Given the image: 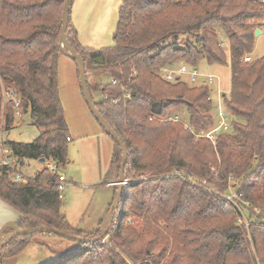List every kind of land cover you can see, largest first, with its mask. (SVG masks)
I'll list each match as a JSON object with an SVG mask.
<instances>
[{
	"label": "trees",
	"instance_id": "1",
	"mask_svg": "<svg viewBox=\"0 0 264 264\" xmlns=\"http://www.w3.org/2000/svg\"><path fill=\"white\" fill-rule=\"evenodd\" d=\"M65 2L0 0V143L15 128L18 114L30 115L44 129L30 144L1 143L11 150L14 166L0 163V200L21 215V230L46 226L92 240L101 235L103 222L91 233L70 226L62 213L57 172L44 168L26 184L14 180L24 159L45 158L59 169L68 163L69 128L58 84ZM258 18L264 19L258 0H123L115 44L95 49L79 43L70 17L68 39L85 62L92 96L103 94L98 103L93 97L99 112L128 150L125 179L131 183L124 186L106 238L74 241L75 253L54 264H264V57L244 61L254 48L256 29L264 25L255 22ZM177 61L231 70L224 105L233 117V132L221 135L216 146L207 138L195 139L185 122L171 116L184 106L197 131L215 127L209 86L165 79V68ZM103 75L111 82L91 85L89 78ZM5 90L15 92L18 107L4 104ZM122 156L115 143L116 184ZM174 170L208 180L221 191L230 177L241 180V203L256 218L248 228L238 224L235 205L201 184L190 185ZM39 235L58 237H12L0 248V264L18 257Z\"/></svg>",
	"mask_w": 264,
	"mask_h": 264
},
{
	"label": "rangeland",
	"instance_id": "2",
	"mask_svg": "<svg viewBox=\"0 0 264 264\" xmlns=\"http://www.w3.org/2000/svg\"><path fill=\"white\" fill-rule=\"evenodd\" d=\"M122 1L73 0L71 20L77 30L78 41L82 46L103 49L112 47L115 44L114 34L117 30L119 8ZM255 22L260 24L264 22V19L258 18ZM261 29L262 34L255 36L254 48L246 57L250 60L264 57V25H262ZM219 34L223 49L229 53V45L226 37L222 32ZM58 65L60 97L70 136L67 152L68 163L64 168L57 169V173L66 178L64 189L61 192L63 198L62 213L70 226L75 230L91 232L96 230L101 222H104L108 214L107 209L114 199L115 186L111 187L109 185L111 183L116 184L114 180L116 178V172L112 170L115 141L95 118L85 100L81 88L77 62L67 55H62L59 58ZM179 68H185L187 71H191L194 67L183 61H177L172 68H165V72L167 73L170 70H177ZM194 70L202 75H214L217 77L214 84L210 87L214 95L217 94L219 87L224 94L227 95L230 93V68L226 66H211L206 62H202ZM161 74L163 75L164 72ZM183 80L190 87L200 86L202 84L201 78L197 84L191 83L188 76H184ZM89 81L92 86H95L109 83L111 79L103 75L91 77ZM93 97L96 103L103 100V94L101 92H93ZM188 112L186 107L181 106L173 109L171 116L172 118L185 122L186 125L189 124ZM17 118L15 128L6 131L3 134L2 141L30 144L44 130L36 126L30 115ZM172 118H169V120ZM237 120L240 123H244L243 120ZM232 132L233 130L229 134H232ZM217 142L218 139L212 144L216 146ZM1 154L0 152V163L3 164L5 160ZM218 161L221 163V158ZM49 164L50 162L41 163L39 160L24 159L19 164L18 171L23 177L30 180L34 179L39 171L48 168ZM213 172L215 180L219 181L218 170L213 169ZM109 173H112V176L110 175L111 178H108L110 182L105 183ZM172 174L186 177L190 185L196 186L201 184L210 193L219 194L223 199L235 205L240 214V217L237 218L238 224L248 228L251 224L250 219L252 217L256 218L253 210L245 207V203H243L244 205L241 203L242 195L239 193L242 184L241 180L230 177L228 188L221 191V189L217 188L208 180L201 181L192 175L179 173L178 170H174ZM127 181L128 184L131 183L130 180ZM220 182L223 183L224 181ZM255 212L260 214L261 211L256 210ZM106 231L108 230L106 229ZM52 242L57 244L56 246L59 248L65 249L62 254L55 253L53 250L55 247L52 249L50 245ZM76 247L77 244L74 241L60 237L39 235L32 239L27 248L16 259L5 260L7 261L5 264H54L62 261L66 255H73Z\"/></svg>",
	"mask_w": 264,
	"mask_h": 264
},
{
	"label": "water",
	"instance_id": "3",
	"mask_svg": "<svg viewBox=\"0 0 264 264\" xmlns=\"http://www.w3.org/2000/svg\"><path fill=\"white\" fill-rule=\"evenodd\" d=\"M73 5V0H66L63 8V13H62V35H61V40H60V47L63 53L73 60H75L78 64V69H79V75H80V83H81V88L82 92L84 94L85 100L95 116V118L99 121V123L102 125V127L106 130V132L113 138L115 143L121 148L123 156H122V164H121V170L119 174V180L118 183L116 184L117 186V192L116 196L114 199V202L104 220L102 223V230H101V235L96 238V239H88V238H83L79 237L76 235H73L67 231H62V230H57L54 228L46 227V226H41L33 230H21L17 227V224L13 223L6 228H4L0 232V241L3 239V243L0 242V248L4 246L6 243L10 241L12 237H17V236H30L33 237L38 234H54L60 238L69 240V241H75L78 243H89L91 241H100L103 240L106 236V228L107 226L111 223L112 218L116 211H118L121 207L122 204V196H123V191H124V186L128 184V181L125 179V172H126V166L128 164V150L122 140L120 139L119 135L113 130L112 126L109 124V122L103 117V115L99 112L93 96L90 92L89 85H88V79L86 75V65L82 57L77 55L75 53V50L70 43L68 39V28H69V23H70V17H71V8ZM262 34V31L258 28L255 31V36H258ZM41 163H47V160L45 158H42L39 160ZM8 227H12L11 229L13 230V233L10 235H6L5 232L8 230Z\"/></svg>",
	"mask_w": 264,
	"mask_h": 264
},
{
	"label": "built area",
	"instance_id": "4",
	"mask_svg": "<svg viewBox=\"0 0 264 264\" xmlns=\"http://www.w3.org/2000/svg\"><path fill=\"white\" fill-rule=\"evenodd\" d=\"M264 10V0H258ZM245 62H249L250 59L245 58ZM184 76H188V79L191 83L197 84L198 80L201 78V83L202 85H206L211 87L212 84H214L215 80L217 79L216 76L214 75H202L198 73V71L191 70L187 71L185 68L183 69H177V70H170L166 73L165 79L170 82H177V81H184ZM224 93L220 90V87L217 89V94L214 95V92H211L210 100L214 103V118H215V127L212 130L209 131H202L199 132L196 130V128L192 125L186 124V127L192 132L194 135L195 139L199 138H207L209 139L213 144L216 142V140L224 134H229L233 128H232V122H233V117L231 114L226 110L224 106ZM4 104H12L16 107L19 106V101L17 99V96L15 92L11 90H5L4 91ZM21 114H18L17 117H21ZM1 143L3 141L1 140ZM0 143V152L2 153L4 157V162L3 165L7 166H14V162L9 158L11 155V150L8 148H5L3 144ZM48 169L56 173L57 172V166L53 163H50L48 165ZM16 182L24 183L26 184L29 179L23 177L20 173L17 174V176L14 178ZM64 182H66V178L63 175H60V184H59V191L62 192L64 189Z\"/></svg>",
	"mask_w": 264,
	"mask_h": 264
},
{
	"label": "crops",
	"instance_id": "5",
	"mask_svg": "<svg viewBox=\"0 0 264 264\" xmlns=\"http://www.w3.org/2000/svg\"><path fill=\"white\" fill-rule=\"evenodd\" d=\"M260 30L262 31V29H260ZM21 117H26V116H21ZM109 186L114 187L115 185L111 183ZM107 212H109V208L107 209ZM20 218H21V215L17 211L13 210L11 207H9L3 201L0 200V232L4 228H6L7 226H9L13 223L17 224V222L19 221ZM11 228L12 227H8V230ZM80 231L85 232V233L93 232V231L89 232V231H83V230H80ZM0 242L3 243V239H1ZM50 245L52 246V249H53V247H55L53 250L55 251V253H57L59 255L62 254L63 251L65 250L64 248H59L58 246H56L57 244H55L53 242L50 243ZM13 259H16V258H13ZM5 263H7V261H4L2 264H5Z\"/></svg>",
	"mask_w": 264,
	"mask_h": 264
}]
</instances>
